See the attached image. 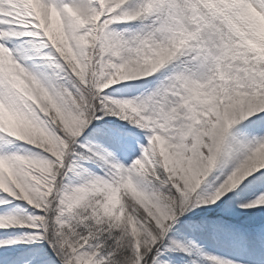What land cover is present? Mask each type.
I'll return each mask as SVG.
<instances>
[{
  "label": "snow or ice",
  "instance_id": "obj_1",
  "mask_svg": "<svg viewBox=\"0 0 264 264\" xmlns=\"http://www.w3.org/2000/svg\"><path fill=\"white\" fill-rule=\"evenodd\" d=\"M0 264H264V0H0Z\"/></svg>",
  "mask_w": 264,
  "mask_h": 264
}]
</instances>
